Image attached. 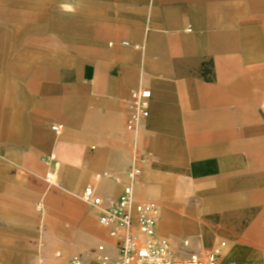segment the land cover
Listing matches in <instances>:
<instances>
[{"label": "crops", "instance_id": "1", "mask_svg": "<svg viewBox=\"0 0 264 264\" xmlns=\"http://www.w3.org/2000/svg\"><path fill=\"white\" fill-rule=\"evenodd\" d=\"M130 1L117 5L120 15L114 14L116 5L112 4L109 16L86 25L85 42L77 44L76 51L83 58L87 108L77 111L105 116L100 127L108 128L107 118L123 110L127 120L126 100L131 91L151 89L150 117L142 127L153 160L159 162L152 169L161 171L160 175L182 172L188 179L213 178L215 182V186H197L182 194L178 186L173 187L174 194L200 197L204 215L195 225L192 213L174 220L165 210L162 229L167 234L173 229L187 235L201 231L207 242L222 234L233 245L225 256L244 264H261L264 137H240L239 130L264 129V14L256 15L264 12V0H253L250 5L249 1L238 5L234 0ZM240 21L259 27H250L252 32L248 26H240ZM18 69L11 62L4 65L8 74ZM3 88L6 100L8 84ZM23 89L25 86L20 92ZM32 89H39V84ZM58 99L52 100L54 114L61 113ZM29 137L14 131L8 135L22 144ZM35 140L38 145L44 143L39 136ZM108 182L118 188L102 186V181L96 185L97 192L117 198L122 183ZM145 192L155 196L152 190ZM70 206L72 212L74 205ZM171 206L175 210L176 206ZM96 214L82 202L77 219L88 231L86 241L81 247L72 244L63 254L59 252L57 260L68 264L79 257L82 264H98L95 256L103 246L109 264H117L118 240ZM93 220L100 227H95ZM99 242L102 245L98 246ZM229 258H220L221 264Z\"/></svg>", "mask_w": 264, "mask_h": 264}, {"label": "rangeland", "instance_id": "2", "mask_svg": "<svg viewBox=\"0 0 264 264\" xmlns=\"http://www.w3.org/2000/svg\"><path fill=\"white\" fill-rule=\"evenodd\" d=\"M248 1L249 5L253 2L234 3ZM130 2L0 0V264H64L57 260V254H63L72 244L81 247L86 241L88 231L77 219L85 188L94 183L97 173L105 171L120 178L123 188L124 174L130 166L141 170L136 191L139 199L160 205L158 234L169 241L174 259L219 247L221 258H229L226 251L233 245L222 234L207 242L201 231L187 235L173 229L167 234L162 229L165 210L174 220L192 213L193 224L200 223L204 215L200 197L174 194L172 189L178 186L182 194L197 186H215L213 178L192 180L182 172L167 176L153 170L159 162L153 160L143 125L135 132L127 131L125 110L107 118L108 128L100 127L105 116L77 111L87 108L88 86L80 64L83 58L76 51L77 44L85 42L86 25L109 16L112 4L116 5L114 14L120 15L117 5ZM239 24L248 26L250 31L252 26L259 27L250 25V21ZM7 62L19 69L8 74L4 70ZM35 84H39V89H32ZM23 86L25 90L20 92ZM57 96L61 113L54 114L52 100ZM53 125H61L62 132L55 134ZM13 131L23 132L30 136L29 140L23 144L11 141L8 135ZM38 136L44 139L43 144L38 145ZM239 136L261 138L264 129L240 128ZM53 155L57 157L54 163L49 159ZM48 174L51 183L47 182ZM108 181L104 180L102 186L118 188ZM147 189L155 196L147 195ZM70 203L74 205L72 212L68 209ZM96 217L98 220L97 214ZM93 221L95 227H100L98 221ZM228 262L245 261L229 258L224 264Z\"/></svg>", "mask_w": 264, "mask_h": 264}, {"label": "built area", "instance_id": "3", "mask_svg": "<svg viewBox=\"0 0 264 264\" xmlns=\"http://www.w3.org/2000/svg\"><path fill=\"white\" fill-rule=\"evenodd\" d=\"M151 89L131 91L126 100L128 115L125 128L135 132L150 117ZM61 125H53L55 134L62 132ZM54 163L56 157H50ZM141 170L130 166L125 174V182L121 194L117 198L104 197L97 192L96 185L104 180L122 183V180L110 172L97 174L94 183L88 185L83 194L82 202L91 210L99 213L100 224L108 229L111 237L118 240L119 260L117 264H221V248L199 255L189 254L185 259H174L171 245L166 238L159 237L157 226L160 218V205L156 202L140 201L136 195ZM47 182L52 178L48 176ZM222 247L225 243L221 244ZM100 246L95 260L99 264H109L110 258L103 254ZM60 257V255H58ZM68 264H82L79 257L72 258Z\"/></svg>", "mask_w": 264, "mask_h": 264}]
</instances>
